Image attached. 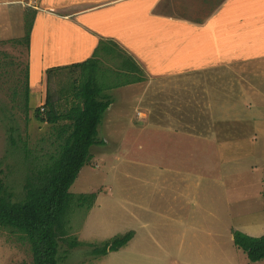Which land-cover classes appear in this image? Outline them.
I'll return each instance as SVG.
<instances>
[{
	"label": "rangeland",
	"instance_id": "374dc122",
	"mask_svg": "<svg viewBox=\"0 0 264 264\" xmlns=\"http://www.w3.org/2000/svg\"><path fill=\"white\" fill-rule=\"evenodd\" d=\"M31 1L32 5L30 0H10L8 5L0 1V178L15 200L25 196L29 169L45 162L60 143L59 124L41 122L35 116L36 109L44 106L42 95L39 100L37 94L30 96L28 112L25 110L26 65L30 61L33 69L39 45L31 28L30 54L25 35L28 23L33 26L41 13V2ZM149 1L134 0L133 7L146 8ZM155 2L157 15L169 16L174 11L175 24L180 26L166 52L176 58L174 47L180 44L178 66L177 57L168 67L171 73L182 74L167 77L168 85L179 88L191 80L218 88L209 92L210 97L197 84L194 100L205 98L207 108L210 97L217 107L212 113L202 111V106L197 110L192 101L195 112L186 115L189 124L195 122L196 126L190 117L200 114L211 116L209 125L216 121L215 115L233 119L235 144L213 143L212 156L202 161L167 159L181 143L168 139L169 128L150 132L148 121L128 115V101L120 99L104 113L98 141L70 187L75 195L96 193L97 198L84 207L71 203L65 215L68 236L61 241L59 264H264V259L250 261L233 240V229L253 236L264 234V0ZM211 11L216 15H207ZM190 20L195 23L188 25ZM105 68L101 65L96 72L103 77V86L133 76ZM79 76L77 68H69L46 78V88L59 111H66L72 101V95L67 97L61 87L74 86ZM137 88L131 87L125 97L132 102L134 96L146 101L147 97L137 95ZM105 93L112 97V89ZM164 101L179 104L177 98L168 96L158 106L165 105ZM46 110L40 109L41 115ZM168 112L178 115L172 107ZM152 119L170 126L178 118L159 112ZM12 125L17 127L16 145L11 139ZM221 125L224 128L227 121ZM104 135L112 141L103 143ZM185 144L190 146L188 140ZM128 231H134V236L125 246L105 255L94 252ZM74 237L80 244L70 248L68 241ZM0 264H32L28 243L4 229H0Z\"/></svg>",
	"mask_w": 264,
	"mask_h": 264
},
{
	"label": "crops",
	"instance_id": "0c3cea01",
	"mask_svg": "<svg viewBox=\"0 0 264 264\" xmlns=\"http://www.w3.org/2000/svg\"><path fill=\"white\" fill-rule=\"evenodd\" d=\"M0 1L2 4L8 5L7 2L10 0ZM38 1L41 2V7L38 9L41 10V13H37L32 30L35 29L36 31V41L39 45H37L35 65L32 70L30 69L32 80H30L29 91L31 96L37 94L38 98H36L39 100L40 95H42L45 99L44 88L48 69L83 61L93 55L101 40H110L139 65L143 79L126 86L122 85L123 87L113 88L112 97H109L111 106L108 110H112L120 99L122 102L126 100L128 101V115L137 119L143 118L144 123L148 121L146 126H148L150 132L159 133L160 129L166 131L169 128L170 130L167 131L170 134L168 139L171 141L177 140L181 143V146L179 149H175L172 154L166 155L167 159L202 161L205 156H212L211 152L209 154V149L213 143H220L221 145L235 144L233 119L223 120L220 116L215 115L213 121L215 119L216 121L209 125L211 116L207 117V115L200 114L193 118L190 117L193 121L196 120L195 126V122L189 124L186 118L189 112H195L190 105L192 101H194V108L196 106L197 110H200V106H202V111L206 109V112L212 113L217 106L215 100L210 98L209 92L218 90V88L210 89L205 84H199L191 80L184 81V86L176 88L169 86L166 81V78L170 77L171 74H182L171 73L173 70L168 67L169 62L174 61L177 57L176 63L178 66L181 53L177 51L180 44L174 47L176 58L166 52L167 44L180 28L175 24L177 17L174 11L168 13L169 16H165V13L157 15L155 13L157 4L155 0L149 1L146 8L133 7L134 0ZM31 2L30 0L28 4L32 5ZM207 15L215 16L216 14L211 11ZM194 23L190 20L188 25ZM197 25L201 26L202 24ZM30 35H33V31ZM212 65L218 67V62H213ZM193 69H196V67L186 71ZM214 78L215 76H212V79ZM197 84L203 85L205 95L210 96L207 101V108L205 98L194 100ZM133 86L138 87L135 89L138 91L137 95L147 97L146 101L134 96L132 102L131 98L127 99L125 97L126 94H129L125 92ZM151 88H155L159 93L153 94ZM114 96L118 100H115ZM168 96L177 98L179 104L166 105L164 101L165 105L158 106L159 102L166 100ZM218 102L216 101V103ZM167 106L175 108L178 115L175 116L173 115L174 112H168L171 107ZM159 112L178 119L170 126H162L160 122L152 119V116L159 115ZM119 113L122 115L121 112ZM223 121H227V126H224V128L221 125ZM108 124H112L110 119ZM198 125L201 126L198 127ZM103 138L106 139H102L103 143L112 141L108 135H104ZM187 140L190 143L189 147H185ZM204 145L207 147H204ZM227 148L230 149V146ZM218 150L219 148H217Z\"/></svg>",
	"mask_w": 264,
	"mask_h": 264
},
{
	"label": "trees",
	"instance_id": "16d2710c",
	"mask_svg": "<svg viewBox=\"0 0 264 264\" xmlns=\"http://www.w3.org/2000/svg\"><path fill=\"white\" fill-rule=\"evenodd\" d=\"M26 29L25 41L30 48V27ZM22 39H19L21 42ZM110 61L113 65H107ZM101 65L112 73L120 71L124 75L132 74L122 83L103 86V77H98L97 70ZM77 68L80 76L74 79V86L61 87L72 101L69 108L61 112L56 108L54 100L46 88L47 95L44 103L45 115H41V107L36 109L35 116L41 122L58 125L59 146L45 162L29 169L24 185L25 196L15 200L14 194L0 178V229L19 235V239L27 242L32 254V264H59L61 241L66 240L68 228L66 213L71 203L79 207L93 205L96 193L75 195L70 187L77 178L82 167L91 155V148L98 141V129L106 110L111 104V97L105 93L109 89L141 81L139 65L117 45L110 40H101L93 55L83 61L48 69L47 79L59 70ZM56 71V72H55ZM101 84H100V82ZM71 81V80H70ZM29 61L25 70V110L28 112L31 92ZM65 90H64V89ZM106 96V97H105ZM110 97V98H109ZM70 99V98H69ZM65 121V122H62ZM17 127L11 126V139L17 144L14 132ZM264 195V190H263ZM134 236V231L119 234L106 241L94 252L105 255L109 251L118 250L125 246ZM234 244L242 249L252 262L264 259V234L250 235L242 230L233 229ZM73 248L80 244L74 237L68 241ZM68 253V251H66Z\"/></svg>",
	"mask_w": 264,
	"mask_h": 264
},
{
	"label": "built area",
	"instance_id": "2783aa9c",
	"mask_svg": "<svg viewBox=\"0 0 264 264\" xmlns=\"http://www.w3.org/2000/svg\"><path fill=\"white\" fill-rule=\"evenodd\" d=\"M46 78H47V75H46ZM46 83H47V82H46ZM46 87H47V86L45 85L44 91H45V93H46V95H47ZM43 96H44V94H43ZM43 99H44V98H43ZM45 100H46V96H45ZM45 100H44V101H45ZM41 109L44 110V106H41Z\"/></svg>",
	"mask_w": 264,
	"mask_h": 264
}]
</instances>
